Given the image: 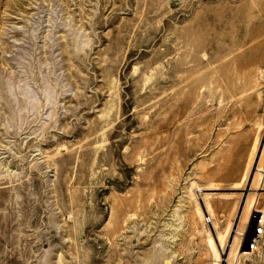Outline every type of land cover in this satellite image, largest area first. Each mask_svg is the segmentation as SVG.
<instances>
[{"label":"rangeland","instance_id":"374dc122","mask_svg":"<svg viewBox=\"0 0 264 264\" xmlns=\"http://www.w3.org/2000/svg\"><path fill=\"white\" fill-rule=\"evenodd\" d=\"M263 211L264 0H0V264H264Z\"/></svg>","mask_w":264,"mask_h":264},{"label":"built area","instance_id":"2783aa9c","mask_svg":"<svg viewBox=\"0 0 264 264\" xmlns=\"http://www.w3.org/2000/svg\"><path fill=\"white\" fill-rule=\"evenodd\" d=\"M257 215V213H256ZM264 236V217L260 214L255 219V226L253 228V235L248 241V250L253 251L259 246L260 238Z\"/></svg>","mask_w":264,"mask_h":264},{"label":"bare ground","instance_id":"6f19581e","mask_svg":"<svg viewBox=\"0 0 264 264\" xmlns=\"http://www.w3.org/2000/svg\"><path fill=\"white\" fill-rule=\"evenodd\" d=\"M257 155V154H256ZM256 155H255V158H256ZM254 170H255V168L253 169V170H250V173H252V172H254ZM263 172V171H262ZM253 174H255V173H253ZM258 175L262 178L263 177V175L260 173V172H258ZM250 177V174L248 175V177H247V174L245 173L244 175H243V177H242V181L241 182H244L246 179H247V181H248V178ZM262 183H263V180H262ZM262 183H261V185H262ZM239 187V186H238ZM235 189V188H234ZM258 189V188H257ZM238 190V189H237ZM226 192V191H225ZM259 194V193H258ZM257 197H258V195L256 194L255 195V198L254 199H252L251 201H249V204L247 205L248 206V213H249V211L251 212L252 211V213L254 212V213H261L262 212V210H258V209H256V207H255V205H256V200H257ZM205 211L206 212H208V209L207 208H205ZM264 212V211H263ZM263 215V217H264V214H262ZM248 216V215H247ZM254 226H255V221H254V225H253V228H254ZM237 234H238V231H235ZM252 235H253V229H252ZM251 238V237H250ZM211 245H212V243H211ZM241 251H245V249H242ZM214 264H216V262H214Z\"/></svg>","mask_w":264,"mask_h":264},{"label":"water","instance_id":"95a60500","mask_svg":"<svg viewBox=\"0 0 264 264\" xmlns=\"http://www.w3.org/2000/svg\"><path fill=\"white\" fill-rule=\"evenodd\" d=\"M257 155H258V154H257ZM257 160H258V158H257ZM257 160H255V161H257ZM252 173H253V172H252ZM252 173L250 174V177L248 178V182H247L248 184L251 183V180H252V177H253V174H252Z\"/></svg>","mask_w":264,"mask_h":264}]
</instances>
